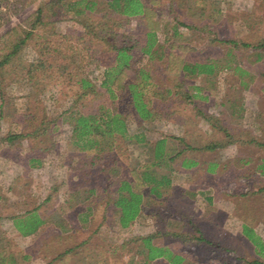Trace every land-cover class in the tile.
I'll return each mask as SVG.
<instances>
[{
	"label": "rangeland",
	"instance_id": "rangeland-1",
	"mask_svg": "<svg viewBox=\"0 0 264 264\" xmlns=\"http://www.w3.org/2000/svg\"><path fill=\"white\" fill-rule=\"evenodd\" d=\"M44 1L37 0L14 16L0 28V38L10 36V30ZM154 1L151 6L159 25L156 38L161 45V48L156 45L155 57L141 55L140 47L145 42L147 29L143 19L132 18L119 25L113 15H108L99 23L93 21L102 15L99 11L87 20L90 25L86 45L88 64L76 69L75 74L93 78L98 84L100 65L112 58L109 37L118 45L136 43V48L131 50L138 55L135 66L150 64L156 81L154 93L150 94L152 105L160 113L141 120L124 100H118L117 106L123 111L130 132H144L151 140L161 133L180 136L195 149H187L174 162L176 170L171 174L172 184L162 197L150 193L149 186L144 187L146 200L140 214L131 226L123 228L116 213L104 212L107 196L103 188L110 176L107 171L100 178V195L88 202L96 207L93 220L85 226L76 218L77 211L69 212L65 197L71 193L72 186H76L71 181L76 177L81 183L83 177H79L81 171L75 175L67 168V163L80 166L78 157H84L87 167L82 171H96L99 164L105 163L108 168L115 167L126 175L137 163H143L147 156L145 147L118 139L112 149L103 152L98 164H90L95 151L72 150L71 127L66 118H61L56 122L58 128L51 134L56 148L43 151L52 140L40 137V142L35 143L36 150L38 147V151L41 150L37 155L42 164L30 167L24 155L32 153L24 148L31 145L32 139L24 138L14 146L0 139V183L8 197V201L0 200V236L5 244L8 243L7 252L19 255L25 249L32 250L27 264H45L66 247L84 240L78 252L63 257L57 264H141L144 255L134 253V249L143 245L142 238L146 235L153 236V243L181 255L183 264L264 262V175L260 168L257 169L264 159V48H259L260 58L252 47H234L228 54L227 44L215 40L217 37L237 38L252 44L264 42V0ZM174 26L180 35L172 34ZM67 28L85 31L70 19L60 24L61 31ZM0 47L3 50L4 43ZM36 56L32 44L20 55L24 62ZM181 59L190 62L216 59L220 64L229 59L231 68L210 76L189 77L180 73L175 64L169 65ZM95 89L86 96H79L81 88L77 84L63 85L55 81L16 84L8 90L14 98L4 105V112H0V137L9 131L28 132L31 129V125L22 120L27 101L22 94L30 93L31 99L40 100L45 113L56 115L69 108L84 111L95 107L106 96L96 85ZM209 144L216 148H204ZM184 146L182 143L178 149ZM185 158L197 164L182 167ZM213 164L216 165L211 166ZM167 173L170 174L168 170ZM63 179L69 181V187L61 185ZM10 185L13 186L9 189ZM33 198L37 200L41 215L55 217L56 212L67 215L75 228L67 235L53 234L50 226L35 235H22L8 215L14 209L12 203L18 202L19 206L22 201L29 203ZM245 228L260 238V246L246 235ZM148 264L170 263L159 258Z\"/></svg>",
	"mask_w": 264,
	"mask_h": 264
},
{
	"label": "trees",
	"instance_id": "trees-1",
	"mask_svg": "<svg viewBox=\"0 0 264 264\" xmlns=\"http://www.w3.org/2000/svg\"><path fill=\"white\" fill-rule=\"evenodd\" d=\"M37 0H0V28L8 23L14 16L25 10ZM173 1V0H170ZM154 0H45L32 11L28 17L18 26L13 27L6 37L0 38V45L4 43L3 50L0 49V112H4V105L14 98V94L8 93L10 88L16 84L23 82H34L38 84L41 81H55L63 85L77 84L81 88L78 95L86 96L88 93L95 91V85L102 89V94L106 96L95 107L87 110H75L69 108L61 111L56 115H48L44 112V108L40 100L31 99V95L22 94L25 101V113H22L23 121L31 125L28 132L9 131L1 135L0 139L9 145L14 146L17 142H21L24 138L32 139L31 145H27L24 150L30 151L31 155H24L30 167H36L42 164V159L36 150V141L40 137L50 138L58 126L56 122L61 118H66L71 127L70 140L73 146L72 150L77 148L81 151L94 150L90 158V164H96L103 152L107 148L112 149L115 141L118 139L137 142L145 147L146 158L143 163H137L134 168L126 173H120L115 167H107L105 163L99 164L98 170L92 171L88 169L87 162L84 157L78 159L80 166H76L72 162L67 163L75 175L83 177L81 183L79 179L74 177L71 193L65 197L69 212L77 211L76 218L79 223L87 225L93 220L96 214V207L89 201H93L94 197L99 196V190L102 182L100 178L104 171L110 175L106 178V184L103 191L107 196L105 201L104 212L111 210L112 213L118 215V221L123 228L131 226L137 216L140 214L143 204L146 200L144 187L149 186L150 193L157 197H162L172 184L171 174L176 168L174 162L187 149H195L191 144L187 143L184 138L160 134L158 138L151 140L144 132L132 134L130 127L126 121L124 113L117 106L118 100L124 102L130 108V111L141 120L151 119L160 113L153 105L151 95L154 93L156 81L153 80V74L150 64L144 66H135V56L131 50L136 48V43L128 45H118L109 37V45L111 52V60L102 62L100 65L101 77L99 83L95 84L93 78L77 76L75 70L80 67H86L88 64L87 41L89 33V22L87 20L94 17L97 12L101 11L100 18H94L93 21L101 22L108 15H113L117 19L118 24L127 22L129 19H143L146 22V39L140 47L141 55L155 57L158 49L157 30L159 29L158 21L154 16L156 12L151 6ZM210 17V16H209ZM73 20L77 24L83 26L85 31L78 28H67L60 30V24L65 20ZM186 24V23H185ZM191 28V24H187ZM206 27V26H205ZM204 27V28H205ZM173 35H180L177 26L173 27ZM169 40V36H167ZM219 43L227 44V53L234 47H252L260 58L264 48V42L252 44L237 38H215ZM2 43V44H1ZM32 44L37 56L30 62H24L20 55L24 48ZM219 45V44H218ZM221 46V45H220ZM1 48V47H0ZM187 48V47H186ZM260 48V49H259ZM188 49V48H187ZM186 49V50H187ZM185 54V53H184ZM163 56V53H161ZM217 59V58H216ZM216 59H207L204 62L183 61L169 62V65L175 64L180 68V73L185 76H210L216 74L217 71L224 68H231L230 60L227 59L225 64L218 63ZM169 65L167 68H169ZM178 72V71H176ZM244 72V71H243ZM246 84L245 81H241ZM67 115V116H64ZM48 120V121H46ZM54 123V126L52 125ZM51 135V136H50ZM19 142V143H20ZM40 142V140H39ZM50 142V146L43 148V151H49L56 148L54 139ZM185 144L181 149L178 145ZM204 148L212 150L215 145L209 144ZM73 158V156H71ZM98 164V163H97ZM197 164L195 160L182 159L181 166H194ZM65 165V163H63ZM260 173L264 175V159L258 164ZM162 169L165 171H159ZM91 170V171H90ZM167 170L170 174L167 173ZM162 172V173H161ZM130 174V176H129ZM116 183H114V181ZM67 184L69 181L63 179L61 185ZM13 185L9 186V189ZM111 188H114L110 191ZM22 187L19 189L21 192ZM5 197L4 185L0 183V200ZM20 202V201H19ZM36 198L31 202L22 201L21 205L12 203V213L8 218L12 220L15 228L24 236H31L50 226L53 228V234L67 235L74 229L73 223L67 215L56 212L55 217H45L39 212V205ZM245 233L257 246L261 245L260 238L254 236L251 229L245 228ZM143 245L141 244L134 253L144 255L141 264H148L149 261L159 258H165L170 264H183L184 258L181 255L174 254L169 248L153 243V236H143ZM86 240L66 247L62 252L57 253L52 259L45 264H57L63 257L78 252ZM8 243L3 242L0 236V264H27L32 257V250L25 249L19 255L12 251L7 252ZM40 249V247H39ZM77 249V250H76ZM35 250V249H34ZM130 252V254L132 253ZM134 253L133 257L134 258ZM131 256V255H130ZM131 259V262H132ZM250 264H264L263 261L253 260ZM232 264V263H226ZM238 264V263H237Z\"/></svg>",
	"mask_w": 264,
	"mask_h": 264
},
{
	"label": "crops",
	"instance_id": "crops-1",
	"mask_svg": "<svg viewBox=\"0 0 264 264\" xmlns=\"http://www.w3.org/2000/svg\"><path fill=\"white\" fill-rule=\"evenodd\" d=\"M216 164H213V165H211V166H215ZM183 167V166H182ZM247 235V234H246ZM248 236V235H247ZM249 237V236H248Z\"/></svg>",
	"mask_w": 264,
	"mask_h": 264
}]
</instances>
